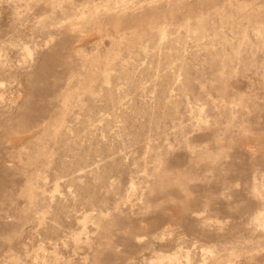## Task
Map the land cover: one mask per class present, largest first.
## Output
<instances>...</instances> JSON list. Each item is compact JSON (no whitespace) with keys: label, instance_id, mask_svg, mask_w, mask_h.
Here are the masks:
<instances>
[{"label":"rangeland","instance_id":"rangeland-1","mask_svg":"<svg viewBox=\"0 0 264 264\" xmlns=\"http://www.w3.org/2000/svg\"><path fill=\"white\" fill-rule=\"evenodd\" d=\"M0 264H264V0H0Z\"/></svg>","mask_w":264,"mask_h":264}]
</instances>
